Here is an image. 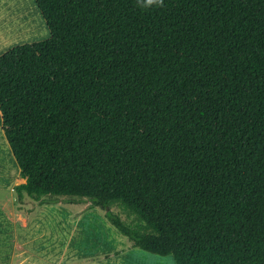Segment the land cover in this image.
Wrapping results in <instances>:
<instances>
[{"label":"trees","instance_id":"trees-1","mask_svg":"<svg viewBox=\"0 0 264 264\" xmlns=\"http://www.w3.org/2000/svg\"><path fill=\"white\" fill-rule=\"evenodd\" d=\"M36 3L51 37L0 56L18 201L88 199L176 264H264V0Z\"/></svg>","mask_w":264,"mask_h":264},{"label":"rangeland","instance_id":"rangeland-1","mask_svg":"<svg viewBox=\"0 0 264 264\" xmlns=\"http://www.w3.org/2000/svg\"><path fill=\"white\" fill-rule=\"evenodd\" d=\"M0 10V56L22 44L51 37V31L36 0H3ZM12 182L19 185L25 183V180L20 177L19 165L0 125V196L13 195L9 188ZM25 199L31 200L28 197ZM56 204L43 208L48 213L41 217L45 237L41 251L43 255L51 250L58 251L59 264H68L69 261L70 264H86L85 259L81 257L71 260L64 255L73 249L79 256L81 253L92 252V249L98 248L99 241L104 244L101 245L102 250L106 249L108 253L120 252L111 256L113 260H108L107 264H176L172 255L162 257L131 247L132 241L110 222L106 211L93 207L88 199L72 203L69 197H60L59 205ZM67 204L70 206L67 207ZM113 211L127 224H135V217L130 216L120 206H114ZM47 238H52L54 245L58 243L57 247H51L50 243L44 244Z\"/></svg>","mask_w":264,"mask_h":264},{"label":"crops","instance_id":"crops-1","mask_svg":"<svg viewBox=\"0 0 264 264\" xmlns=\"http://www.w3.org/2000/svg\"><path fill=\"white\" fill-rule=\"evenodd\" d=\"M2 1L0 0V8ZM1 14L0 10V16ZM9 186L13 195L0 196V264H59L58 251L51 250L45 255L41 251L45 241L41 217L48 213L43 208L53 207V205L41 206L27 199L20 203L15 192L16 185L12 182ZM68 206L70 204H67ZM47 243H50L51 247L58 245V243L53 244L52 238L50 240L47 238L44 244ZM101 245L104 244L99 241L98 248L92 249L89 253H81V256L73 249L64 257L67 256L71 260L81 257L85 259L86 264H107L108 260H113L111 256L120 253L118 251L108 253L106 249H101ZM67 263L70 264V261Z\"/></svg>","mask_w":264,"mask_h":264},{"label":"bare ground","instance_id":"bare-ground-1","mask_svg":"<svg viewBox=\"0 0 264 264\" xmlns=\"http://www.w3.org/2000/svg\"><path fill=\"white\" fill-rule=\"evenodd\" d=\"M1 17V16H0Z\"/></svg>","mask_w":264,"mask_h":264}]
</instances>
